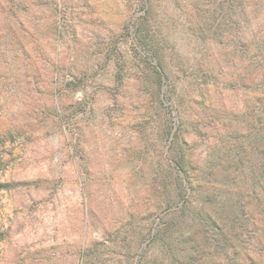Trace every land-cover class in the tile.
I'll return each mask as SVG.
<instances>
[{
    "label": "rangeland",
    "instance_id": "1",
    "mask_svg": "<svg viewBox=\"0 0 264 264\" xmlns=\"http://www.w3.org/2000/svg\"><path fill=\"white\" fill-rule=\"evenodd\" d=\"M57 4L71 8L61 41ZM132 12L126 0H0V264H81L82 245L103 242L96 226H120L151 194L164 122L152 80L130 66Z\"/></svg>",
    "mask_w": 264,
    "mask_h": 264
},
{
    "label": "trees",
    "instance_id": "2",
    "mask_svg": "<svg viewBox=\"0 0 264 264\" xmlns=\"http://www.w3.org/2000/svg\"><path fill=\"white\" fill-rule=\"evenodd\" d=\"M126 1L162 145L151 194L96 226L103 242L84 243L81 264H264V0ZM70 10L55 6L59 41Z\"/></svg>",
    "mask_w": 264,
    "mask_h": 264
}]
</instances>
